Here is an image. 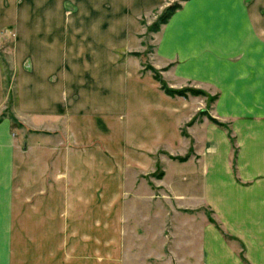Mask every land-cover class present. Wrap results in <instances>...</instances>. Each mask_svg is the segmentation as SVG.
<instances>
[{
  "label": "crops",
  "instance_id": "1",
  "mask_svg": "<svg viewBox=\"0 0 264 264\" xmlns=\"http://www.w3.org/2000/svg\"><path fill=\"white\" fill-rule=\"evenodd\" d=\"M169 1L81 0L67 37L22 30L10 110L30 135L1 117L0 62V264H264V0H186L161 25L151 63L186 96L136 47Z\"/></svg>",
  "mask_w": 264,
  "mask_h": 264
},
{
  "label": "rangeland",
  "instance_id": "2",
  "mask_svg": "<svg viewBox=\"0 0 264 264\" xmlns=\"http://www.w3.org/2000/svg\"><path fill=\"white\" fill-rule=\"evenodd\" d=\"M80 1L81 0H0V62L5 90L8 95L7 109L2 111L1 117L8 116L11 119L12 129L19 134L27 136L31 133L28 131L29 129L25 128L22 123L11 115L10 110L15 103L16 90L13 84L15 81L14 71L11 69V64L8 63V59H12L17 43H20L22 48H24L26 44V42L23 43L24 39L19 40L18 35H20L19 33H22L21 31L23 30L29 31L31 37H36L41 34L38 32L40 31L39 28L56 27V32H58L57 35L67 37V14L77 13L80 9ZM142 1L143 0H130L129 4H127V8L132 11L134 9L133 5ZM173 1L176 2L180 0H171L163 9L153 10L146 15H142L138 21V28L140 30L137 34L136 47L139 52V59L142 66L141 70L151 74L152 77L153 72L151 70L153 69V71L163 79L162 71L164 70V68L160 69L151 63L155 49V40L161 25L157 31H154L152 28L162 11ZM60 17L65 19L60 20ZM43 34L49 37L51 35L49 33ZM2 56H6L7 60L5 59V61L2 59ZM185 88L192 89L189 87ZM12 118L14 120H12ZM55 140L61 142L59 136L56 137ZM65 143H67V136Z\"/></svg>",
  "mask_w": 264,
  "mask_h": 264
},
{
  "label": "trees",
  "instance_id": "3",
  "mask_svg": "<svg viewBox=\"0 0 264 264\" xmlns=\"http://www.w3.org/2000/svg\"><path fill=\"white\" fill-rule=\"evenodd\" d=\"M183 1L186 0H180V1H173L172 3H170L163 11L162 13L159 15L157 22L154 23L153 26V30L157 31L160 27V25L164 24L167 22V20L169 19V17L178 9L181 8V3ZM138 55V53H136ZM152 69V68H151ZM153 72V77L155 80H157L160 83V88L168 95L171 96H186L187 93H191V94H202V92H200L199 90H195V89H188V88H183V89H174V88H170L167 86V84L165 83V81H163L162 78H160L155 71H153V69L151 70ZM12 120H14L12 118Z\"/></svg>",
  "mask_w": 264,
  "mask_h": 264
}]
</instances>
